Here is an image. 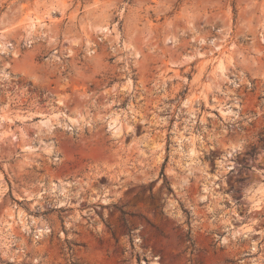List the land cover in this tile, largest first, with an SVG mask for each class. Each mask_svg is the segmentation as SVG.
I'll use <instances>...</instances> for the list:
<instances>
[{"label":"rangeland","instance_id":"rangeland-1","mask_svg":"<svg viewBox=\"0 0 264 264\" xmlns=\"http://www.w3.org/2000/svg\"><path fill=\"white\" fill-rule=\"evenodd\" d=\"M0 264H264V0H0Z\"/></svg>","mask_w":264,"mask_h":264},{"label":"bare ground","instance_id":"bare-ground-1","mask_svg":"<svg viewBox=\"0 0 264 264\" xmlns=\"http://www.w3.org/2000/svg\"><path fill=\"white\" fill-rule=\"evenodd\" d=\"M224 113H225V112H224ZM55 121H56V120H54V121H48V123H49L50 126H52V125L55 124ZM116 121H117L116 119H112V120H111V123H110L109 125H110L111 127H113V126L116 124ZM179 137H180V136H179ZM182 137H183V136L181 135V138H182ZM191 151H192V150H191ZM39 231H40V230H38V232H39Z\"/></svg>","mask_w":264,"mask_h":264}]
</instances>
